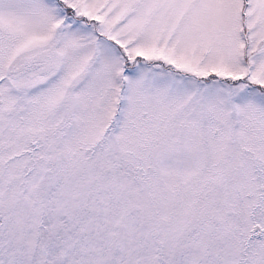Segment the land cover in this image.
<instances>
[{"label":"snow or ice","instance_id":"1","mask_svg":"<svg viewBox=\"0 0 264 264\" xmlns=\"http://www.w3.org/2000/svg\"><path fill=\"white\" fill-rule=\"evenodd\" d=\"M0 264H264V0H0Z\"/></svg>","mask_w":264,"mask_h":264}]
</instances>
